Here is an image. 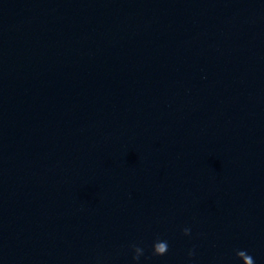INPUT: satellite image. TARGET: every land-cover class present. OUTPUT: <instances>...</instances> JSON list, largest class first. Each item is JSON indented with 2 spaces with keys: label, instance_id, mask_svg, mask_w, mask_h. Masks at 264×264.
I'll use <instances>...</instances> for the list:
<instances>
[{
  "label": "water",
  "instance_id": "water-1",
  "mask_svg": "<svg viewBox=\"0 0 264 264\" xmlns=\"http://www.w3.org/2000/svg\"><path fill=\"white\" fill-rule=\"evenodd\" d=\"M238 251L264 264V0H0V264Z\"/></svg>",
  "mask_w": 264,
  "mask_h": 264
},
{
  "label": "clouds",
  "instance_id": "clouds-1",
  "mask_svg": "<svg viewBox=\"0 0 264 264\" xmlns=\"http://www.w3.org/2000/svg\"><path fill=\"white\" fill-rule=\"evenodd\" d=\"M185 236H190L191 232L190 229H184ZM133 249L135 252V255L133 259L137 262H139L140 258L144 255V250L141 247H137L133 245ZM169 250L168 242L166 240H157L153 245V254L158 257H163L167 254ZM189 255H193L192 252L189 253ZM238 259H241V257L246 261V264H255L254 259L248 255L245 251H238L237 252Z\"/></svg>",
  "mask_w": 264,
  "mask_h": 264
}]
</instances>
